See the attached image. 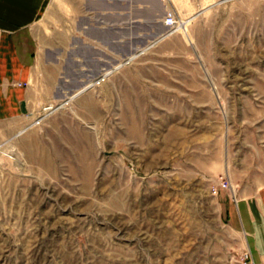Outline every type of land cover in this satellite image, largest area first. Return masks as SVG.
Segmentation results:
<instances>
[{
  "label": "rangeland",
  "instance_id": "rangeland-1",
  "mask_svg": "<svg viewBox=\"0 0 264 264\" xmlns=\"http://www.w3.org/2000/svg\"><path fill=\"white\" fill-rule=\"evenodd\" d=\"M37 32L58 64L0 122V264H237L211 189L264 185V0H52Z\"/></svg>",
  "mask_w": 264,
  "mask_h": 264
},
{
  "label": "crops",
  "instance_id": "crops-1",
  "mask_svg": "<svg viewBox=\"0 0 264 264\" xmlns=\"http://www.w3.org/2000/svg\"><path fill=\"white\" fill-rule=\"evenodd\" d=\"M51 2L52 0H0V122L16 119L29 114L30 111L38 110L39 96L36 95L32 81L37 78L41 65L48 69L49 62L53 65L58 64L55 58L57 53L54 51H52V60L49 61L47 58L51 55V47L42 48L37 32V24ZM142 5L147 6L148 3ZM158 22L164 26L163 18H159ZM81 27L87 28L85 25ZM103 32L105 31L102 29L97 35L90 37L98 38ZM65 33L68 31L66 30ZM148 34L150 33L146 31L135 32V29H129L128 40L132 38L134 42L135 38L132 36L145 37ZM68 37L71 38L73 35ZM121 41L120 37L116 38L117 43ZM64 51L63 55L68 54L73 60L76 50ZM134 54L138 55V52L130 54L124 60ZM124 60H120L118 64ZM219 196L225 202L228 225L240 234L241 247L237 264H264V185L252 194L239 196L235 206L228 202L224 190L219 191ZM244 253H247L245 262Z\"/></svg>",
  "mask_w": 264,
  "mask_h": 264
},
{
  "label": "built area",
  "instance_id": "built-area-1",
  "mask_svg": "<svg viewBox=\"0 0 264 264\" xmlns=\"http://www.w3.org/2000/svg\"><path fill=\"white\" fill-rule=\"evenodd\" d=\"M163 23L168 28L169 32L173 31L174 27L177 24V20L171 11H167V13L164 16ZM100 78H103V77H100ZM101 80H103V79H101ZM40 120H41V116H39L38 119L36 120V124L39 123ZM228 187H229V183H228L227 179L222 177V178H220L219 185L217 187L214 186L211 189V192H212V194H218V192L221 188H228ZM246 258H247V253H244V256H243L244 262H245Z\"/></svg>",
  "mask_w": 264,
  "mask_h": 264
},
{
  "label": "bare ground",
  "instance_id": "bare-ground-1",
  "mask_svg": "<svg viewBox=\"0 0 264 264\" xmlns=\"http://www.w3.org/2000/svg\"><path fill=\"white\" fill-rule=\"evenodd\" d=\"M187 22H188V20H184V21H182V22L180 23V28L183 29V28L186 26ZM166 35H167V33H166ZM134 57H135V55H132L130 58L127 59V61L133 59ZM121 65H122V64L119 63V64L116 65L113 69H117V68H119ZM109 73H111V71H106V72H105V75H108ZM103 76H104V75H103ZM90 85H91V84H90ZM90 85H88V86H90ZM86 88H88V87H85V88L82 89V90L84 91ZM82 90H81V91H82ZM53 109H54V108H53L52 106L44 107V112H45L44 115L48 114V113H49L51 110H53ZM22 132H23V130L20 131L19 134H21Z\"/></svg>",
  "mask_w": 264,
  "mask_h": 264
}]
</instances>
